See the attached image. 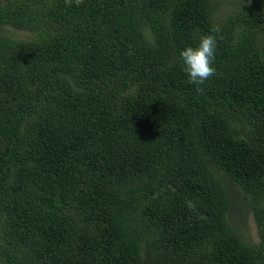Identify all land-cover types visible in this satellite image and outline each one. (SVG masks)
<instances>
[{"label":"trees","instance_id":"trees-1","mask_svg":"<svg viewBox=\"0 0 264 264\" xmlns=\"http://www.w3.org/2000/svg\"><path fill=\"white\" fill-rule=\"evenodd\" d=\"M0 264H264V0H2Z\"/></svg>","mask_w":264,"mask_h":264},{"label":"clouds","instance_id":"clouds-1","mask_svg":"<svg viewBox=\"0 0 264 264\" xmlns=\"http://www.w3.org/2000/svg\"><path fill=\"white\" fill-rule=\"evenodd\" d=\"M67 6H80L83 0H65ZM214 31L218 32L219 29ZM217 49V37L213 34H203L199 38L198 44L187 46L180 52L183 61V68L187 74L189 83L197 85V92L203 89L199 85H203L210 77L216 74V68L213 61Z\"/></svg>","mask_w":264,"mask_h":264},{"label":"rangeland","instance_id":"rangeland-1","mask_svg":"<svg viewBox=\"0 0 264 264\" xmlns=\"http://www.w3.org/2000/svg\"><path fill=\"white\" fill-rule=\"evenodd\" d=\"M2 0H0L1 2ZM226 8V7H224ZM221 13V11H219ZM7 30L5 31L8 35L16 38H25L28 35V31L23 29H15L12 27H6ZM235 215V214H234ZM237 223L238 231L240 232L241 236L245 240L255 241L257 238L255 224L250 214L246 213L243 216H239L235 218Z\"/></svg>","mask_w":264,"mask_h":264}]
</instances>
